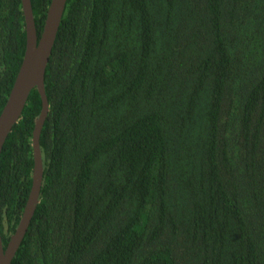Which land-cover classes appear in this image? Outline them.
<instances>
[{
	"label": "trees",
	"instance_id": "1",
	"mask_svg": "<svg viewBox=\"0 0 264 264\" xmlns=\"http://www.w3.org/2000/svg\"><path fill=\"white\" fill-rule=\"evenodd\" d=\"M25 46L22 0H0V113ZM44 86L11 264H264V0H67ZM40 111L34 88L0 154L4 248Z\"/></svg>",
	"mask_w": 264,
	"mask_h": 264
},
{
	"label": "water",
	"instance_id": "2",
	"mask_svg": "<svg viewBox=\"0 0 264 264\" xmlns=\"http://www.w3.org/2000/svg\"><path fill=\"white\" fill-rule=\"evenodd\" d=\"M66 2L67 0H51L42 33L38 38L31 0H22L26 46L15 81L0 113V154L8 134L13 126L20 120L29 94L34 88L41 98V111L34 125L32 134L34 165L30 193L20 222L5 248L0 235V264H11L39 202L43 179L39 137L49 109L44 86V75Z\"/></svg>",
	"mask_w": 264,
	"mask_h": 264
}]
</instances>
